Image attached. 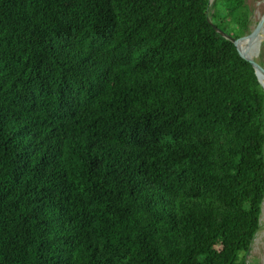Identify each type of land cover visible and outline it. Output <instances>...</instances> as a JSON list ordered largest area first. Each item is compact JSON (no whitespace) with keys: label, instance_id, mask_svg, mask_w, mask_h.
I'll list each match as a JSON object with an SVG mask.
<instances>
[{"label":"trees","instance_id":"trees-1","mask_svg":"<svg viewBox=\"0 0 264 264\" xmlns=\"http://www.w3.org/2000/svg\"><path fill=\"white\" fill-rule=\"evenodd\" d=\"M246 1L0 0V264H249Z\"/></svg>","mask_w":264,"mask_h":264},{"label":"rangeland","instance_id":"rangeland-1","mask_svg":"<svg viewBox=\"0 0 264 264\" xmlns=\"http://www.w3.org/2000/svg\"><path fill=\"white\" fill-rule=\"evenodd\" d=\"M246 2L251 8V15L249 18L250 20H249L248 31L243 37L253 32L255 27H257L260 24L261 18L263 16L261 15V11L264 6V0H247ZM262 46L264 49V39L261 42L257 59L260 57V51L262 49ZM261 60L264 61V56L263 59L261 57ZM246 260L249 264H264V201L262 204L260 227L251 242L249 250L246 254Z\"/></svg>","mask_w":264,"mask_h":264},{"label":"water","instance_id":"water-1","mask_svg":"<svg viewBox=\"0 0 264 264\" xmlns=\"http://www.w3.org/2000/svg\"><path fill=\"white\" fill-rule=\"evenodd\" d=\"M210 2H212V0H210ZM261 15H264V6H263V9L261 11ZM259 16V15H258ZM213 28L215 29V31L220 34L221 36H223L224 38L228 39L229 41H231L234 46L236 47L239 55L241 57H243L244 59H246L252 66L253 70H254V73L257 77V80L259 82V84L261 85L263 91H264V66L262 64L259 63L257 57H258V54H259V50H260V45H261V42L262 40L264 39V33L263 31H259L257 36H256V40H255V43L253 45V53H252V56L251 57H245L241 50H240V40L243 38V37H240V38H233L231 35L227 34L226 32H224L223 30L219 29L217 26L213 25ZM248 36V35H246ZM245 36V37H246Z\"/></svg>","mask_w":264,"mask_h":264},{"label":"bare ground","instance_id":"bare-ground-1","mask_svg":"<svg viewBox=\"0 0 264 264\" xmlns=\"http://www.w3.org/2000/svg\"><path fill=\"white\" fill-rule=\"evenodd\" d=\"M261 30L264 33V15L261 18L260 24L257 27H255L254 31L251 32L248 36L243 37L240 40V50L245 57H251L252 56L253 45L255 43L256 36H257L258 32Z\"/></svg>","mask_w":264,"mask_h":264}]
</instances>
